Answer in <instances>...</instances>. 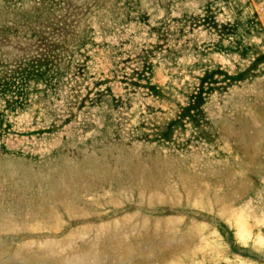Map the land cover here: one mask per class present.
<instances>
[{"label": "rangeland", "instance_id": "1", "mask_svg": "<svg viewBox=\"0 0 264 264\" xmlns=\"http://www.w3.org/2000/svg\"><path fill=\"white\" fill-rule=\"evenodd\" d=\"M0 264H264V0H0Z\"/></svg>", "mask_w": 264, "mask_h": 264}]
</instances>
